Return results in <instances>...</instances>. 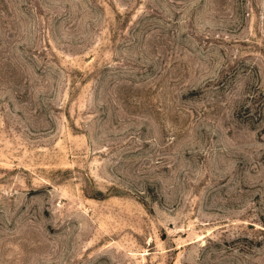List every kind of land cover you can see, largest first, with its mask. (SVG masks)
<instances>
[{"label": "rangeland", "instance_id": "rangeland-1", "mask_svg": "<svg viewBox=\"0 0 264 264\" xmlns=\"http://www.w3.org/2000/svg\"><path fill=\"white\" fill-rule=\"evenodd\" d=\"M0 264H264V0H0Z\"/></svg>", "mask_w": 264, "mask_h": 264}]
</instances>
